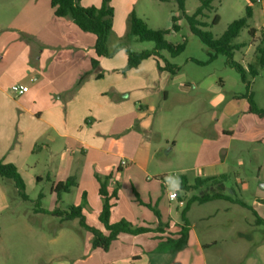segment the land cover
<instances>
[{"label":"crops","instance_id":"1","mask_svg":"<svg viewBox=\"0 0 264 264\" xmlns=\"http://www.w3.org/2000/svg\"><path fill=\"white\" fill-rule=\"evenodd\" d=\"M190 1H186L185 9L188 15H193L200 0L193 10L189 9ZM166 4L179 8L177 0H111L115 16L110 50L126 37L132 13L150 28V22L154 19L156 24L159 18L150 16L148 7ZM81 5L101 7L102 0H82ZM251 9L254 17L255 11ZM174 12L167 13L166 23L174 18L179 21ZM54 14L45 19V25L36 35V51L26 47L10 66L0 65V163L18 168L28 196V200H24L13 181L0 177V215L8 214L6 221L16 229L36 231V227L25 220L28 212H25L23 201L35 202L37 207L33 214L50 217L53 223L59 222L60 227L68 221L49 213L81 206L83 215L87 216L86 223L108 234L100 221L89 220L90 212L86 206L93 208L92 214L99 217L104 203L98 177L111 176L110 193L120 185L127 192L126 198L119 196L115 202L111 223L127 221L151 232L141 236L122 234L108 252L93 248V258L86 264H209L206 256L193 259L186 256L191 241L185 251L174 255L172 242L181 238L185 225L183 211L195 196L190 193L181 200L178 196L180 187L169 192L166 174L151 172L156 163L165 165L158 159L161 143L155 144L153 138L161 140L164 122L170 119L173 122L169 114L161 112L170 100L169 88L178 84L181 97L191 90L184 82L186 77L182 69L179 67L180 71L172 75L156 67L150 58L137 69L124 73L128 64V54L124 50L113 58L98 59L99 66L94 69L96 37L82 32L70 19H58ZM11 54L4 49L0 60L9 59ZM13 85L27 86L29 92L15 97L9 91ZM237 99L226 105L221 118L239 113L258 117L250 112L245 97ZM211 103L214 108L220 107L224 98L213 97ZM239 103L241 108L236 107ZM163 139L171 146L169 152L173 153L179 142L172 141L171 145L168 137ZM198 151V160L207 161L206 151L200 147ZM224 164L215 156L213 162L199 170L195 181L227 176L219 170L225 168ZM71 177L77 178L78 187L58 197L55 188ZM173 193L177 195L174 201L170 199ZM73 195L76 202H67ZM12 202L16 203L15 207ZM195 204L199 203L189 206L186 216L189 226L191 208ZM3 227L0 224V234ZM57 242V238L52 240L54 246ZM158 247L161 255H146ZM102 251L106 254L103 258ZM56 262L53 263L61 264ZM218 263L214 261V264ZM239 263L264 264V246L256 251V255Z\"/></svg>","mask_w":264,"mask_h":264},{"label":"rangeland","instance_id":"2","mask_svg":"<svg viewBox=\"0 0 264 264\" xmlns=\"http://www.w3.org/2000/svg\"><path fill=\"white\" fill-rule=\"evenodd\" d=\"M197 4V0H191L189 9L193 10ZM248 6L253 8L255 16L234 41V45L246 46L235 51L233 57V61L248 72L250 68L257 72L254 77L248 74L247 84L243 82L240 72L228 65L227 57L219 55L211 60L215 52L191 33L186 17L178 7L168 4L148 7L150 16L159 18L156 24L154 19L150 22V29L170 30L171 33L166 36L167 41L175 45L185 43V50L180 56L173 58L167 51L161 52V55L182 69L186 77L184 82L191 88L184 97L178 91V84L169 88L170 100L161 112L169 114L168 117H172L173 122L171 119L164 122L161 140L152 137L155 144L161 143L158 159L165 165L158 166L156 163L157 166L151 172L166 174L167 179L172 178L168 180L170 184L183 175L193 186L199 170L213 162L216 156L225 162V168L219 169L220 172L227 173L225 181L222 180L225 187L209 184L207 188L192 195L200 197L222 193L246 205L243 207L217 200L192 206L188 229L191 247L186 256L190 259L206 256L209 264H214L215 260L219 261L218 264H241L239 261L256 255V251L264 246V225L258 222L260 219L264 221V116L239 113L224 119L220 117L228 103L248 96L264 112V64L259 51L262 47L261 32L264 29V0L261 3L256 0L216 1L214 9L202 18V22L206 24L202 30L210 32L214 39H220L233 22L246 17ZM174 10L179 18L176 23L181 29L179 32L173 31V20L169 23L165 21L167 13ZM53 14L51 0H0V57L4 49L12 53L9 59L0 60V65L10 66L13 59L22 54L26 47L36 51V35L45 25V19ZM216 16L220 20L214 25ZM251 29L258 31L255 37L251 36ZM129 49L134 53L154 51L155 44L132 40ZM152 61L156 67L164 65L156 58ZM218 96L224 98V103L214 108L211 99ZM241 105L239 103L236 107L241 108ZM167 137L171 140V145L172 141L179 142L173 153L169 152L171 146L163 139ZM199 147L206 151L207 161L198 160ZM169 189V192L174 191L170 187ZM125 194L127 192L122 185L118 186V198H126ZM67 202L74 204L75 196L67 198ZM94 202L92 200L93 206ZM23 203L25 212H28L25 220L35 226L36 231L16 229L6 221L8 214L0 215V224L4 226L0 234V264H55L54 260L61 264L90 262L95 252L93 236L78 224L79 221H68L60 227L59 222L53 223L50 217H36L33 214L37 207L35 202ZM15 206L16 203L12 202V207ZM86 208L90 212L89 220L100 223V215L97 218L92 214L93 208L88 205ZM15 218L13 219L16 220ZM21 221L17 222L22 223ZM55 238L59 241L56 246L52 243ZM215 241L218 242L217 245ZM207 244L210 247H200ZM155 253L162 254L159 247L146 255L154 256ZM100 255L103 258L106 254L102 251Z\"/></svg>","mask_w":264,"mask_h":264},{"label":"trees","instance_id":"3","mask_svg":"<svg viewBox=\"0 0 264 264\" xmlns=\"http://www.w3.org/2000/svg\"><path fill=\"white\" fill-rule=\"evenodd\" d=\"M82 0H51V7L54 9V15L58 19H70L82 32L92 34L96 37L95 51L97 59L92 61L93 67L98 68L100 58H113L116 53L120 51H126L128 54V64L123 70V72H128L134 69H137L144 61L150 58H156L159 63L164 65L160 66L162 71L169 72L172 75H176L180 68L174 66L169 61L164 59L161 55V52L167 51L173 58L180 56L185 50V43L182 45H175L166 40L171 31L170 30H152L148 27L146 22L140 19L135 13H132L128 20V33L126 37L120 41L117 46L110 50L109 42L113 34L114 27V16L115 11L111 6V0H102L101 7H91L85 8L81 5ZM187 0H177L179 9L183 12L186 17L191 33L201 39V41L208 46L211 50L215 52V55H212L211 60H214L217 56H225L229 59L228 65L232 68L237 69L242 75L243 82L248 83V74H251L253 77L257 75V72L250 68L249 72L242 66L238 65L233 61L234 52L239 51L244 48L246 45L238 44L234 45V41L240 36L242 31L248 27L249 20L253 17V12L251 7H247L246 17L233 22L224 33L220 39H214L213 35L210 32L203 31L202 28L206 27V24L202 22V18L206 16L207 12H210L214 9V3L219 0H200V6L196 12L189 16L186 14L185 3ZM220 18L216 16L213 24H218ZM174 32H179L181 29L176 25L178 19L174 18ZM258 31L255 29L250 30L252 37H255V34ZM262 35V47L259 48L261 53V62L264 64V29L261 32ZM138 41L141 43H154V51H144L141 53H134L129 49V43L132 41ZM249 86V85H248ZM248 100L250 107V112L256 114L260 117L264 116L262 112L253 102L251 96L245 97ZM18 168L13 165H4L0 163V177L4 179L11 180L18 187L19 194L24 200H28L26 195V186L23 182L21 175L18 173ZM227 176H222L220 178H207L197 180L195 185H190L187 177L181 176L180 179V191L178 196L183 200L186 194L194 193L199 191L203 186L206 185H220L225 187L224 182ZM112 177L108 176L105 178L98 177L100 183V196L103 199V209L100 214L101 224L104 225L108 234L101 232L100 230L89 226L86 223V218L83 215V207H70L68 211L61 212L55 211L49 213L52 216L57 218H62L64 221H72L79 219L81 227L86 231L90 232L93 235V248L103 250L108 252L112 244L119 238L122 234L127 235H140L151 232L148 228H136L127 221H121L117 224L110 222V217L112 215V210L116 205L118 200L117 188L114 189L112 193L109 191V182ZM223 180V181H222ZM77 178L71 177L64 183H59L55 188V193L60 197L62 193H69L71 190L77 186ZM183 193V195H182ZM225 200L232 202L234 204H239L243 207L246 205L243 202L235 201L230 196H225L222 193H217L213 195H203L195 196L190 199L187 203L186 208L183 211V221L185 225L181 230V238L177 241L172 242L174 244L173 251L174 253L181 252L186 249L188 246V229L189 224H187V213L189 211V206L194 203L206 204L209 202ZM264 204V200L262 201ZM156 215L160 217V214L155 211ZM259 224L264 225L263 220L258 221Z\"/></svg>","mask_w":264,"mask_h":264},{"label":"built area","instance_id":"4","mask_svg":"<svg viewBox=\"0 0 264 264\" xmlns=\"http://www.w3.org/2000/svg\"><path fill=\"white\" fill-rule=\"evenodd\" d=\"M257 3H261V0H256ZM9 91L12 95H14L15 97H20L21 95H24L26 93L29 92V87L24 86V85H13L9 88ZM123 165H126V163L124 162ZM170 199L172 201L177 199V195L176 194H171L170 195Z\"/></svg>","mask_w":264,"mask_h":264},{"label":"clouds","instance_id":"5","mask_svg":"<svg viewBox=\"0 0 264 264\" xmlns=\"http://www.w3.org/2000/svg\"><path fill=\"white\" fill-rule=\"evenodd\" d=\"M172 178H168V180H171ZM168 180H166V184L168 183ZM169 187L171 189H175V190H179V187H180V181L178 178H176L170 185ZM175 193H173L174 195Z\"/></svg>","mask_w":264,"mask_h":264}]
</instances>
